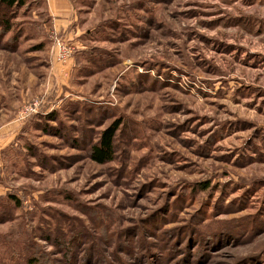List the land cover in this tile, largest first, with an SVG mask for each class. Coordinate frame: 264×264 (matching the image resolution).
Listing matches in <instances>:
<instances>
[{"label":"rangeland","instance_id":"rangeland-1","mask_svg":"<svg viewBox=\"0 0 264 264\" xmlns=\"http://www.w3.org/2000/svg\"><path fill=\"white\" fill-rule=\"evenodd\" d=\"M69 2L0 0V264H264V0Z\"/></svg>","mask_w":264,"mask_h":264},{"label":"crops","instance_id":"crops-1","mask_svg":"<svg viewBox=\"0 0 264 264\" xmlns=\"http://www.w3.org/2000/svg\"><path fill=\"white\" fill-rule=\"evenodd\" d=\"M46 10L51 19V26L55 33H60L64 39L71 41L80 32V11L76 10L69 0H45ZM71 64V63H70ZM56 82H64L68 78V65H54Z\"/></svg>","mask_w":264,"mask_h":264},{"label":"trees","instance_id":"trees-1","mask_svg":"<svg viewBox=\"0 0 264 264\" xmlns=\"http://www.w3.org/2000/svg\"><path fill=\"white\" fill-rule=\"evenodd\" d=\"M5 5L13 7L19 3V0H1ZM22 1L20 2V4ZM120 124L116 121L110 127L106 128L100 134L95 145L90 147L89 156L92 162L103 165L112 162L114 157V140ZM86 244V243H85ZM29 264H38V259L32 257L28 260Z\"/></svg>","mask_w":264,"mask_h":264},{"label":"built area","instance_id":"built-area-1","mask_svg":"<svg viewBox=\"0 0 264 264\" xmlns=\"http://www.w3.org/2000/svg\"><path fill=\"white\" fill-rule=\"evenodd\" d=\"M53 39L54 43L52 48V56L54 58V62L61 66H65L68 61H70V59L74 56L76 52L75 46L59 38L55 33L53 34ZM38 105L39 102H35L32 105H29L28 107L22 109L19 118L24 119L28 115L35 113Z\"/></svg>","mask_w":264,"mask_h":264}]
</instances>
